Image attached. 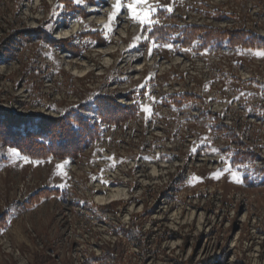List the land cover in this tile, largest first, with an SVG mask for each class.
<instances>
[{"label": "rangeland", "instance_id": "rangeland-1", "mask_svg": "<svg viewBox=\"0 0 264 264\" xmlns=\"http://www.w3.org/2000/svg\"><path fill=\"white\" fill-rule=\"evenodd\" d=\"M70 2L77 12L63 0H0V106L55 118L100 95L139 112L74 161L32 160L0 144V264H92L107 248L121 256L110 264H264V184L254 171L263 165L234 167L224 153L243 147L264 160V58L183 46L173 33L264 37V0H149L150 24L123 7L107 29L115 0ZM33 31L82 51L21 38ZM182 93L199 100L169 108ZM41 189L62 195L26 207ZM111 203V213L101 209ZM128 226L140 240L122 232Z\"/></svg>", "mask_w": 264, "mask_h": 264}, {"label": "trees", "instance_id": "trees-1", "mask_svg": "<svg viewBox=\"0 0 264 264\" xmlns=\"http://www.w3.org/2000/svg\"><path fill=\"white\" fill-rule=\"evenodd\" d=\"M65 7L71 11L76 8L70 0H63ZM86 3L93 4L94 0H84ZM83 16V14L81 15ZM200 27H182L173 33H176L182 45L200 41L203 48L209 45L220 46L226 44L230 48L240 47L245 50L264 51V37H259L249 31H205ZM22 39L32 41H44L50 47H57L64 52L77 57L80 55L81 47L75 44V41H59L44 37L39 31L26 32ZM82 40H93L94 33H84L80 35ZM131 101L132 99H128ZM168 107L180 110L190 102L199 100L195 95L182 93L170 95L168 98ZM139 112L138 105L120 104L113 97L96 95L90 104H82L65 110L58 117H46L32 113L19 114L12 110H7L0 106V144L16 150L20 155L32 160H76L87 150L94 142L100 140L105 128L119 126L120 124L132 120ZM228 127L220 126L219 133L228 132ZM227 134V133H226ZM228 137H236L234 135ZM225 154H231L230 162L234 167H243L254 162H260L263 165L260 169H254L258 172V179L264 184V160L253 152H248L243 147L231 150L227 149ZM62 195L59 189H41L31 194L25 206L30 208L39 203L42 199L48 197H59ZM111 203L101 208L107 213H111ZM8 224V215L6 213L0 216V233L6 229ZM123 233L140 240L141 234L137 229L131 227L124 228ZM114 248H107L98 256L93 257L92 264L103 262L110 264L121 260L118 255L114 259ZM123 254V252H122ZM119 258V259H118ZM187 264H190L187 263Z\"/></svg>", "mask_w": 264, "mask_h": 264}, {"label": "snow or ice", "instance_id": "snow-or-ice-1", "mask_svg": "<svg viewBox=\"0 0 264 264\" xmlns=\"http://www.w3.org/2000/svg\"><path fill=\"white\" fill-rule=\"evenodd\" d=\"M76 2L80 3V0H76ZM123 7L127 8L129 18L134 22H137L139 25L145 26L151 23L152 13L155 11V8L151 6L149 0H128L126 5L123 3V0H115V3L113 4V12L108 16L109 23L104 26L106 29L110 27L114 17L122 10ZM167 10L169 12L172 11L171 7H169ZM151 51L152 49L149 48L150 53ZM255 56L264 58V51H257ZM143 111L147 113L149 111L148 107L144 106ZM61 167L62 166L59 164L56 165L57 169H60ZM232 175L235 176V173H232Z\"/></svg>", "mask_w": 264, "mask_h": 264}, {"label": "bare ground", "instance_id": "bare-ground-1", "mask_svg": "<svg viewBox=\"0 0 264 264\" xmlns=\"http://www.w3.org/2000/svg\"><path fill=\"white\" fill-rule=\"evenodd\" d=\"M106 53V52H105ZM111 199V197H109V198H107L106 200H110Z\"/></svg>", "mask_w": 264, "mask_h": 264}]
</instances>
